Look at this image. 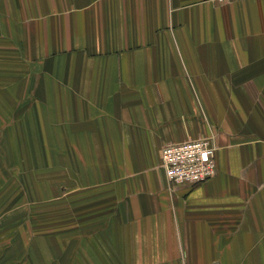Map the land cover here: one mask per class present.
<instances>
[{
	"label": "crops",
	"instance_id": "1",
	"mask_svg": "<svg viewBox=\"0 0 264 264\" xmlns=\"http://www.w3.org/2000/svg\"><path fill=\"white\" fill-rule=\"evenodd\" d=\"M5 77L67 190L0 264H264V0H0ZM200 138L216 177L169 183L163 148Z\"/></svg>",
	"mask_w": 264,
	"mask_h": 264
},
{
	"label": "rangeland",
	"instance_id": "2",
	"mask_svg": "<svg viewBox=\"0 0 264 264\" xmlns=\"http://www.w3.org/2000/svg\"><path fill=\"white\" fill-rule=\"evenodd\" d=\"M0 80L3 83L0 89L4 90L0 93V238L6 237L5 240L11 243L10 253L26 257L27 250L39 245L37 239L42 238L45 203L51 197L66 194L67 189L60 188L64 183H55V190L48 188L44 172L53 168L50 167L53 162L45 155L44 163L40 165L41 149L35 142L26 140L30 119L25 108L27 99L21 102L19 110L7 109L12 105V95L8 90H13L15 85L8 77ZM33 229L36 236L28 239L27 234L30 235ZM37 260L42 263V258L34 253L32 261Z\"/></svg>",
	"mask_w": 264,
	"mask_h": 264
},
{
	"label": "built area",
	"instance_id": "3",
	"mask_svg": "<svg viewBox=\"0 0 264 264\" xmlns=\"http://www.w3.org/2000/svg\"><path fill=\"white\" fill-rule=\"evenodd\" d=\"M223 5L240 0H212ZM217 146L212 138L166 145L162 151V167L169 183L196 186L216 177Z\"/></svg>",
	"mask_w": 264,
	"mask_h": 264
}]
</instances>
